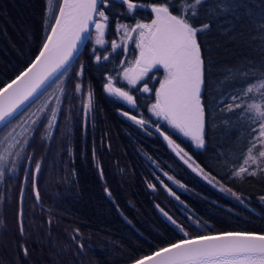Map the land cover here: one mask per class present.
Instances as JSON below:
<instances>
[{
    "label": "trees",
    "instance_id": "1",
    "mask_svg": "<svg viewBox=\"0 0 264 264\" xmlns=\"http://www.w3.org/2000/svg\"><path fill=\"white\" fill-rule=\"evenodd\" d=\"M244 3L258 9L264 5V0H244ZM58 4L59 0H54V8ZM46 6V0H0V86L16 75L40 48L45 35ZM108 11L110 24L106 35L111 39L116 38L117 16L115 9ZM151 16L150 10L141 9L136 18L145 20ZM51 19L48 17L49 24ZM119 19L127 23L130 17ZM207 20L201 12L195 22L202 24ZM262 36L264 33L257 34L253 24L246 20L220 17L218 23L198 37L205 59L206 98L243 84L253 75L250 69L264 64ZM134 53L132 43L128 58L131 59ZM101 55L105 53L101 52ZM121 57L122 52L118 49L109 61L103 62L105 67H101L94 62L90 43L86 42L78 54L79 62L74 64V68L81 63L85 65L82 82L93 93V111L90 117L86 115L85 128L83 104L72 84L70 100L65 95L61 101L62 111L49 143L42 134H34L26 148L25 154L33 158L45 157L38 178L42 176L43 168L50 170V164H62L66 173L57 179L54 188L36 179L39 202L34 193H24L23 236L15 225V210L19 204L16 182L20 176L17 173L6 175L0 182V264L128 263L183 237L159 214L155 202L185 227L189 224L186 220L189 214L207 223L203 232L189 228L192 235L226 229L264 232V208L256 201L258 195L264 194V175L243 180L230 175L231 165L239 160L249 140L248 125L239 113L208 112L207 147L203 150L190 147L186 138L176 139L205 171H210L212 176L239 194L243 203L235 202L198 179L154 129L148 127L145 131L121 114L128 111L138 118L152 119L147 106L154 97L133 90L138 107L132 109L104 91L105 76L122 71ZM228 69H233V75L225 79L224 73ZM245 71L249 72L248 78L243 74ZM218 80L221 83L217 84ZM149 84L155 88L157 82L150 81ZM117 85L126 86L120 82ZM56 97L49 100L50 105L56 104ZM67 106L70 107L69 118L65 121L67 110L64 108ZM222 118L229 123H222ZM164 128L168 127L164 125ZM147 156H161L168 164V170L190 187L195 197L185 193H180V197L192 210L188 207L187 212L182 213L156 200L153 190L148 187L154 179ZM225 156L229 158L228 163L224 161ZM213 201L219 204H213ZM77 229L78 238L73 240ZM80 243L84 245L83 249L79 247ZM22 245L28 248L27 256L23 255Z\"/></svg>",
    "mask_w": 264,
    "mask_h": 264
},
{
    "label": "snow or ice",
    "instance_id": "2",
    "mask_svg": "<svg viewBox=\"0 0 264 264\" xmlns=\"http://www.w3.org/2000/svg\"><path fill=\"white\" fill-rule=\"evenodd\" d=\"M51 5L52 0H47L46 13L52 17L53 22H45V35L38 54L14 79L0 86V133H4L0 139V182L6 175L14 173L22 160L31 163L33 157L25 154V151L40 126L43 125L46 133L51 136V130L57 126L58 114L62 111L61 96L66 94L64 81L75 76L77 81L74 91L83 93L81 81L85 65L81 63L77 70L74 64L79 62L81 45L92 40L93 33L94 44L99 48H105L109 43L105 39L110 24L109 9L116 10V32L120 35L121 42L112 40L111 53L105 55H101L99 49L93 47L91 55L94 62L105 67L103 62L109 61L110 56L118 49L128 52L129 42L135 44L136 52L135 58L128 62L127 67H123V60L120 61L122 71L105 76L103 89L109 96L123 101L132 109L138 107L133 90L153 95L154 100L148 104L147 111L156 119L144 116L138 118L128 111L121 114L145 131L148 127H153L177 157L198 176L213 184L215 176L196 164L185 148L164 131L163 127L166 125L176 136L186 138L190 147L203 150L207 147L208 112L211 110L226 114L240 109L239 117L248 125L249 140L240 158L241 162L238 166L232 165L230 175L241 180L264 175V64L255 70H249L253 73L252 78H248V71L243 73L248 79L242 91L229 93L225 90L208 99L204 94L205 59L198 38L218 23L220 17L246 20L253 24L257 34H262L264 5L256 9L255 5L244 3V0H163L150 3L142 0H61L58 13L52 11ZM141 9L150 10V22L136 19ZM201 12L208 20L197 24L195 21ZM121 16L132 17L135 24L122 23L119 19ZM161 70L162 78L159 76ZM231 75L233 69L224 73L225 79ZM150 81L158 82L159 86L150 87ZM118 82L126 86H117ZM219 83L221 81L218 80L217 84ZM54 86L61 94L56 97V104L50 107V101L43 99L33 110L36 102L48 97L49 89ZM208 86L211 87L210 84ZM92 105L93 93L89 91L87 103L83 105L86 114L92 109ZM222 123L228 124L229 121L222 118ZM228 159L227 156L224 157L225 163H228ZM40 168L41 163L36 162L35 173ZM30 172V169H25V180L29 178ZM164 176L179 187L186 188V185L175 181L167 172H164ZM31 179L35 187V175ZM157 179L160 180L159 177ZM160 183L170 195L180 201V197L163 180ZM217 185L219 181L213 186ZM148 187L155 190L156 185L149 183ZM219 190L231 194L243 203L231 188L220 186ZM105 192L111 197L107 188ZM35 196L39 200L38 190ZM260 199L264 201V196ZM160 211L167 223L173 230L180 232L183 238L159 247L150 255L134 259L132 264H264V233L228 231L192 235L189 228L203 232L207 223L189 214L186 216L189 224L185 227L163 209ZM19 215L22 218V210ZM20 234L24 235L22 221ZM78 235L77 229L72 239L76 240ZM79 247L83 249L84 245L80 243ZM21 249L23 255L27 256L28 248L22 245Z\"/></svg>",
    "mask_w": 264,
    "mask_h": 264
},
{
    "label": "rangeland",
    "instance_id": "3",
    "mask_svg": "<svg viewBox=\"0 0 264 264\" xmlns=\"http://www.w3.org/2000/svg\"><path fill=\"white\" fill-rule=\"evenodd\" d=\"M46 3H47V0H46ZM58 7V6H57ZM51 8H52V10H53V12L54 13H56V10H57V8H56V6H55V8H54V0H52V5H51ZM45 12H46V10H45ZM46 16L47 17H45V22L47 21V23H49V20H48V17H50V15H48L47 13H46ZM151 18H152V16L150 17V18H148V19H145V20H143L144 22H150V20H151ZM137 19V18H136ZM52 19L50 20V23H52ZM129 25H133V24H135V19H133L132 17H130V19H128V22H127ZM94 33H93V39L92 40H89V41H87V42H89L90 43V47H91V49L93 48V47H97V48H99V46H96L95 44H94ZM105 39H106V41H108L109 43L108 44H106L105 45V48L107 49V51H105V48H99L100 50V53L101 52H104L105 54H108V53H111V47H110V42L112 41V40H116L117 41V43H120L121 41H120V35L119 34H117L116 33V38H111V39H108L107 38V35L105 36ZM132 43L133 42H129V45H128V48H129V50H128V52L127 53H125V52H123L121 49V52H122V57H121V59H120V61L121 60H123L124 61V65H123V67H127L128 66V62L129 61H131V59H129L128 58V56H127V54H129L130 52H131V50H132ZM121 66V65H120ZM75 69H79V67L77 66ZM121 70H122V67H121ZM71 75V74H70ZM162 75H163V72H162V70H161V73H160V77L162 78ZM256 75H258V73L256 74ZM253 77V75L250 77V78H252ZM73 80V81H72ZM76 81H77V78L75 77V76H72V78H71V80H65L64 81V85H63V87L66 89V96H67V99L68 100H70V95H71V88H72V84H73V86H74V84L76 83ZM82 82V81H81ZM245 83H246V81L245 82H243V84H241V85H239V86H236V87H234L233 89H231V90H229L228 92L230 93V92H233V91H237V92H239V91H242V89L244 88V86H245ZM82 84H83V86H84V90H83V93H76L75 92V94H76V96H77V98L79 99V102H82V104L84 105V104H86L87 103V93L89 92V91H91V89H90V87L84 82H82ZM118 86V85H117ZM159 86V84H158V82H157V84H156V87H158ZM55 94L57 95V96H61V94H60V92L58 91V90H56L55 89ZM65 95H63V96H61V101L62 100H64V97H65ZM150 95V94H149ZM53 98H54V96H52V97H50V101H52L53 100ZM154 100V99H153ZM43 102V100L39 103V105L41 104ZM123 104H124V106H126V107H130L129 105H127L126 103H124L123 101H121ZM152 102V100H150L149 102H148V104L149 103H151ZM82 105V106H83ZM51 106H53V105H50V107ZM131 108V107H130ZM65 110H67L66 111V116H65V118H64V120L65 121H67L68 120V118H69V109H70V107H66V108H64ZM83 110H84V115H85V117L82 119L83 120V127L85 128V120H86V115H88V117H90L91 116V113H92V111H93V105H92V109L90 110V111H88L87 112V114L85 113V109L83 108L82 109V112H83ZM238 113H240V109H238V110H236ZM149 115L151 116V114L149 113ZM151 118L153 119V120H155L156 118L155 117H152L151 116ZM58 120V119H57ZM160 123H162L163 124V122H160ZM45 124H46V121H45ZM67 124V123H66ZM166 126V125H165ZM167 127V126H166ZM18 131H19V129H17ZM164 130L165 131H168L167 133L169 134L170 133V135H172V138L173 139H175L176 140V142L177 143H179L178 141H177V137H179V136H176L173 132H172V130L169 128H164ZM54 133V129H52L51 130V136H52V134ZM39 134H42V136L43 137H45L46 138V143L48 144L49 143V139L51 138V136L49 137V135H48V133H46V131H45V127L42 125V126H40V128H39V131L38 132H36L35 133V135L37 136V135H39ZM3 135H4V133H1V135H0V139H2L3 138ZM102 137V136H101ZM181 146L182 147H184V145H182L181 144ZM248 146V144L246 145V147ZM246 147H245V149L243 150V152H242V154L245 152V150H246ZM49 148V147H48ZM185 148V147H184ZM48 150V149H47ZM185 150H186V148H185ZM170 151H172L171 149H170ZM187 151V150H186ZM173 152V151H172ZM188 153H189V155L190 156H192V159L195 161V163L196 164H199L200 165V163H198V161H196V159L193 157V155L189 152V151H187ZM173 154L176 156V154L173 152ZM242 154H241V156H242ZM148 156H150V154H148ZM147 156V158H148V161H149V164L151 165V167H152V169L150 170V172H151V175L153 176V182H150V183H152V184H155L156 185V188H155V190H153L152 192L154 193V197L156 198V200H158L159 201V203H161V204H164V202L167 204V205H169V206H172L174 209H176L177 211H179V212H182V213H184V212H187V209H188V207L190 208V206L186 203V201L185 200H183L181 197H180V195H182V194H180V193H185V194H189L190 196H191V198H193V197H195L194 195H192V193H191V191H190V187L189 186H187V184L185 183V182H183L182 180H180V179H178V178H176L173 174H172V172L170 171V170H168V168H167V163L164 161V159L161 157V156H154V157H151V159H149V157ZM93 157H95V155H93ZM177 157V156H176ZM44 156L40 159H38L37 157H34L33 158V160H32V163H31V166L29 167V161L28 160H25V162H24V160H22L21 162H20V167H18L17 168V170L14 172V173H12V174H15V173H17L19 176H20V178H18V180H17V182H16V185H17V188H18V192L16 193V197H17V201H18V199H19V201H20V198H21V190L23 189V198H24V193H29V192H32V194L34 193V191H37L38 190V186H36V179H38L39 181H40V183H42V184H45V185H50V187L51 188H54V187H56V185H57V183H56V181H57V179H59L60 177H62L63 175H65V171L62 169V164H59V163H57V165L55 166H51V164H50V170H46L45 168H43V173H42V176H40L39 178H38V173H35V165H36V162H40L41 163V168H42V164L44 163ZM54 159H55V157H53ZM96 158V157H95ZM178 158V160L182 163V164H184L191 172H193L192 171V169L191 168H189L188 167V165L187 164H185L179 157H177ZM241 158V157H240ZM239 158V160L235 163V165H239V163L241 162V159ZM50 161V160H49ZM153 161H155V163H153ZM201 166V165H200ZM202 167V166H201ZM231 167H232V165H231ZM25 169H30L31 170V172H30V174H29V178L27 179V180H25ZM164 172H167L168 173V175H171V176H173L174 177V180L175 181H179L180 182V184H184V185H186V188H181V187H179V185L178 184H176V183H174L173 181H170V180H168L167 179V177L166 176H164ZM193 174H195V176H197V178L198 179H202L207 185H209L213 190H215V191H217V192H219V193H221L222 195H224V196H227L228 198H230V199H232V200H234L235 202H238L239 203V201L235 198V197H233V196H231V194H229V193H225V192H221L220 190H219V188H220V186H226L225 184H223L221 181H219L217 178H216V180L215 181H213V184H209L208 183V181H206V180H204L203 179V177L202 176H198L195 172H193ZM32 175H35V187H34V185H33V180L31 179V176ZM157 177H159L160 178V180H163L164 181V184H167L168 185V187H170L179 197H180V201H183L184 203L183 204H181L180 203V201H177L176 199H175V197L174 196H172V195H170L168 192H167V190L165 189V187L160 183V180H158L157 179ZM211 178V177H210ZM216 181H219V185H217V186H213L214 184H216ZM38 183V182H37ZM32 185H33V187H32ZM38 185V184H37ZM228 187V186H227ZM50 188V189H51ZM233 191V190H232ZM233 192H235V191H233ZM239 195V194H238ZM2 196V194H1V192H0V197ZM240 196V195H239ZM262 196H264V194L263 195H258L257 197H256V201L259 203V205L261 206V207H263L264 208V201H261V199H260V197H262ZM35 197V196H34ZM39 199H40V196H39ZM36 200V199H35ZM159 205L157 202H155V205ZM213 204H219V202H217V201H213ZM14 205V204H13ZM22 209H23V205H22ZM156 209H158V211L160 212L159 214L160 215H162V213H161V211H160V209H163L165 212H167L164 208H162L160 205H159V208H157V206H156ZM190 210H192L191 208H190ZM168 213V212H167ZM169 214V213H168ZM170 215V214H169ZM163 216V215H162ZM164 217V216H163ZM165 218V217H164ZM23 220V216H22V218H19V204H18V207H17V209L15 210V225L17 226V227H19L20 228V224H21V221Z\"/></svg>",
    "mask_w": 264,
    "mask_h": 264
},
{
    "label": "water",
    "instance_id": "4",
    "mask_svg": "<svg viewBox=\"0 0 264 264\" xmlns=\"http://www.w3.org/2000/svg\"><path fill=\"white\" fill-rule=\"evenodd\" d=\"M60 3H61V0H59V4H60ZM59 4H58V7H59ZM58 7H57V10H56V13H58ZM52 22H53V21H52ZM83 46H84V45H81L80 51H81V49L83 48ZM38 50H39V49H38ZM38 50L36 51L35 55L38 54ZM79 53H80V52H79ZM35 55L32 57V59L35 58ZM32 59H31V60H32ZM31 60H30V61H31ZM30 61H29V62H30ZM29 62H28V63H29ZM28 63H27V64H28ZM27 64H26L21 70H23V69L27 66ZM21 70H20V71H21ZM20 71H19V72H20ZM19 72L16 73V75H18ZM16 75H14V76H13L11 79H9L7 82H10L12 79H14ZM7 82H5V83H7ZM1 86H3V85H1ZM37 103H38V101L36 102V105H37ZM36 105H34L33 108H34ZM149 128L154 129L153 127H149ZM154 130H155V129H154ZM165 142H166V141H165ZM166 143H167V142H166ZM35 192H36V191H34V196H35ZM35 199H36V196H35ZM36 201L39 202V200H37V199H36ZM22 205H23V198H20V201H19V214H20V212H21V210H22ZM19 218H21L20 215H19ZM228 231H233V232H235V231H247V232L257 233V234H262V233H264V232L249 231V230H236V229H234V230H229V229H226V230H223V231H217V232H211V233H203V234H216V233L228 232ZM198 235H200V234H198ZM182 238H183V237H182ZM182 238H180V239H182ZM177 240H179V239H177ZM177 240H175L174 242H176ZM171 243H173V242H171ZM163 246H166V244L163 245ZM161 247H162V246H161ZM158 248H159V247H158ZM158 248L153 249L151 252L146 253V254H144V255H142V256H140V257L146 256V255H150L153 251L157 250ZM140 257H137V258H140ZM137 258H135V259H137ZM133 260H134V259H133ZM133 260H131V261H129L128 263H125V264H132V261H133Z\"/></svg>",
    "mask_w": 264,
    "mask_h": 264
},
{
    "label": "flooded vegetation",
    "instance_id": "5",
    "mask_svg": "<svg viewBox=\"0 0 264 264\" xmlns=\"http://www.w3.org/2000/svg\"><path fill=\"white\" fill-rule=\"evenodd\" d=\"M52 96L56 97V94H55V86H54V88L52 89V91H49V95H48V97H52ZM53 106H54V105H53Z\"/></svg>",
    "mask_w": 264,
    "mask_h": 264
}]
</instances>
